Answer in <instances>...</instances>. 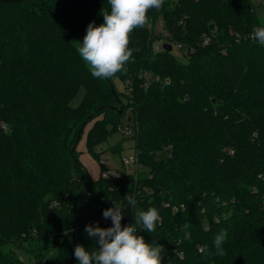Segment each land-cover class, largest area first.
<instances>
[{"label": "trees", "instance_id": "16d2710c", "mask_svg": "<svg viewBox=\"0 0 264 264\" xmlns=\"http://www.w3.org/2000/svg\"><path fill=\"white\" fill-rule=\"evenodd\" d=\"M253 1L164 0L130 34L123 71L96 78L77 48L108 0H0V264H25L7 244L38 264L99 248L84 229L111 227L114 202L122 226L158 210L156 230L138 234L162 246V264H264V46L251 38L264 23ZM125 126L135 170L105 177L94 147ZM84 133L95 178L78 157Z\"/></svg>", "mask_w": 264, "mask_h": 264}, {"label": "clouds", "instance_id": "9594fccd", "mask_svg": "<svg viewBox=\"0 0 264 264\" xmlns=\"http://www.w3.org/2000/svg\"><path fill=\"white\" fill-rule=\"evenodd\" d=\"M108 3L111 11L102 13L103 23L99 26L90 23L83 42L77 48L91 75L96 78H111L123 71L135 51L129 48L130 34L134 29L144 27L148 23L149 10L160 8L164 0H108ZM251 38L264 46V26L257 27ZM126 200L135 207L136 201L132 196L127 195ZM124 211L121 205L114 202V207L103 211V218L111 219V227L102 228L98 224L85 227L89 237H98L99 248L89 251L77 245L74 255L79 264H162V246L147 243L138 234L141 230L148 233L156 230L161 219L158 210L154 207L147 211L136 210L134 223L122 226ZM183 228L187 229L188 225H183ZM226 235L221 231L214 237L216 256L225 254L223 243ZM190 238V233L186 232L185 239Z\"/></svg>", "mask_w": 264, "mask_h": 264}, {"label": "rangeland", "instance_id": "374dc122", "mask_svg": "<svg viewBox=\"0 0 264 264\" xmlns=\"http://www.w3.org/2000/svg\"><path fill=\"white\" fill-rule=\"evenodd\" d=\"M253 3L255 4L256 1L254 0ZM257 17L261 24L264 23V15L262 8L257 7L256 9ZM155 34H158V32H155ZM173 54H175L178 57L180 56L179 51L176 47L172 48ZM113 84L117 91L121 92V96L124 98L122 93H126V88L123 80L120 77H114L113 78ZM83 90L80 89L77 94L74 96V98L71 100L72 105H77L82 97ZM125 99V98H124ZM102 119V115H97L94 119H92L87 126L85 127V131H87L95 121H99ZM119 145V152L114 151L113 147ZM78 152H79V160L85 167V169L89 172L90 176L92 178H95L98 175V162L88 153L86 147H85V133L82 135L80 140L77 143L76 146ZM94 150L96 152H99V157L101 161L105 162V165L109 169V172L114 173H123V172H133L135 170V165L132 163L124 164L122 163V159L128 157L129 159L134 154V140L131 138H126V135L122 134L119 130L111 132L105 140H103L101 143L97 144L94 147ZM88 162L90 164H88ZM8 249H11L14 252V255L17 257L21 263L25 264H38L35 260H32L29 254L25 252L24 250L20 249L19 247L13 245V244H7L5 247Z\"/></svg>", "mask_w": 264, "mask_h": 264}, {"label": "built area", "instance_id": "2783aa9c", "mask_svg": "<svg viewBox=\"0 0 264 264\" xmlns=\"http://www.w3.org/2000/svg\"><path fill=\"white\" fill-rule=\"evenodd\" d=\"M255 1H256V4H259V5L262 6L261 8H262L263 15H264V0H255ZM251 37H252V34H251ZM206 41L207 40H204V42H206ZM160 46L162 47L161 43L159 45H157L156 48H159ZM171 47L172 48L173 47H179V45L175 44V45H171ZM2 127H4V125H2ZM118 130L124 135H131L132 132H133V128H131L129 126L119 127ZM136 162H137V158H136L135 152H134V154L132 155V157L130 159L128 157L122 159V163H124V164L132 163V164L136 165ZM100 163H105V162L100 160ZM110 173L114 174V175L117 174V173H114V172L107 171V172L102 173V175L106 177Z\"/></svg>", "mask_w": 264, "mask_h": 264}, {"label": "water", "instance_id": "95a60500", "mask_svg": "<svg viewBox=\"0 0 264 264\" xmlns=\"http://www.w3.org/2000/svg\"><path fill=\"white\" fill-rule=\"evenodd\" d=\"M163 48L165 49V50H168V51H170L171 49H172V47H171V44H169V43H164L163 44ZM121 110V108H119V111ZM73 238V236H71V239ZM73 261H74V249L73 248H71V253H70V257H69V262H68V264H73Z\"/></svg>", "mask_w": 264, "mask_h": 264}, {"label": "crops", "instance_id": "0c3cea01", "mask_svg": "<svg viewBox=\"0 0 264 264\" xmlns=\"http://www.w3.org/2000/svg\"><path fill=\"white\" fill-rule=\"evenodd\" d=\"M88 164H90V163L88 162Z\"/></svg>", "mask_w": 264, "mask_h": 264}]
</instances>
